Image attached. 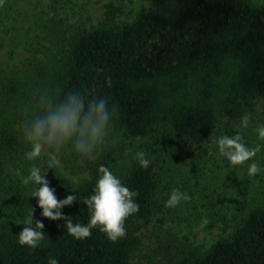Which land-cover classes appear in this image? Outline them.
Here are the masks:
<instances>
[{"label": "trees", "instance_id": "trees-1", "mask_svg": "<svg viewBox=\"0 0 264 264\" xmlns=\"http://www.w3.org/2000/svg\"><path fill=\"white\" fill-rule=\"evenodd\" d=\"M66 58L54 93L75 89L107 97L117 109L114 132L124 136L143 138L166 126L186 148L199 147L221 118L236 121L264 101V3L177 0L168 14L142 10L119 28L80 31ZM1 91L14 95L16 82L9 79ZM0 142L16 144L12 135ZM113 161L106 152L90 168L91 178L76 188L64 179L54 182L58 199L76 194V201L61 209L74 223H87L81 198L91 194L98 167ZM121 179L138 192L139 204L124 221L123 238L112 242L94 227L89 237L74 239L63 220L43 217L38 208L45 233L40 246L30 250L19 244L18 234L0 229V264H47L50 256L59 264H133L140 244L134 228L153 214L158 180L152 163L147 168L135 163ZM167 264H264V205L203 256L183 254Z\"/></svg>", "mask_w": 264, "mask_h": 264}, {"label": "rangeland", "instance_id": "rangeland-1", "mask_svg": "<svg viewBox=\"0 0 264 264\" xmlns=\"http://www.w3.org/2000/svg\"><path fill=\"white\" fill-rule=\"evenodd\" d=\"M177 0H3L0 3V138L12 135L16 144L0 142V229L19 234L24 225L17 222L33 211L37 220L36 197H29L31 186L19 182L16 172L26 174L32 163L20 137L21 122L37 110L36 101L44 92L55 91V80L66 61L75 36L97 27L116 29L133 20L142 10L168 14ZM260 6L264 0H247ZM13 79L17 91L4 96L2 87ZM252 127L264 123V101L249 114ZM240 118H221L210 140L201 146L186 148L168 127L158 126L143 138H131L114 132L98 155L82 162L70 152L60 156L59 167L48 169L49 185L64 179L76 188L91 178L90 168L106 153L113 157L111 169L123 178L137 163V150L148 153L158 180L153 214L140 221L134 235L140 244L131 256L133 264H167L183 254L203 256L218 240L228 239L246 215L264 205V172L250 177L246 164L231 166L209 148L214 137L235 134ZM244 130L251 146L256 134ZM264 143V142H261ZM190 154L192 156L190 157ZM253 159L264 164V150ZM42 167H47L42 166ZM77 176L78 184L70 177ZM39 187V185H37ZM178 187L191 199L176 207H166L168 191ZM16 212H20L18 216Z\"/></svg>", "mask_w": 264, "mask_h": 264}, {"label": "clouds", "instance_id": "clouds-1", "mask_svg": "<svg viewBox=\"0 0 264 264\" xmlns=\"http://www.w3.org/2000/svg\"><path fill=\"white\" fill-rule=\"evenodd\" d=\"M3 0H0L2 3ZM37 110L24 119L19 127L22 142L27 145L23 156L28 161L46 157L42 163H32L26 174L16 172L19 182L31 186L29 197H36L41 215L50 220H63L64 228L74 239H84L91 235V230L98 227L107 239L116 242L126 235L125 219L139 210L135 197L136 190H131L110 167L100 165L97 169L92 192L82 197V202L89 212L87 223H74L70 216H65L61 209L76 201V194H68L58 199L55 188L49 185L47 171L61 164L60 156L65 152L75 154L82 162L95 158L100 149L112 138L114 122L117 116L116 106L109 105L107 97H89L80 90H69L59 94L42 92L37 101ZM252 127L249 114L240 117L239 129L235 134H220L214 137L209 148L231 166H246V173L253 177L264 172V164L253 159L264 150V123H256L252 130L256 140L251 146L246 142L244 130ZM133 159L141 168L151 164L148 153L137 150ZM47 167H42V166ZM73 184L79 183L77 176L70 177ZM39 185V187H37ZM190 195L178 187L171 188L164 200L166 207H176L181 201H188ZM33 211L18 221L24 225L18 234V242L34 250L45 238L43 221L33 224ZM47 264H59L55 257H48Z\"/></svg>", "mask_w": 264, "mask_h": 264}]
</instances>
